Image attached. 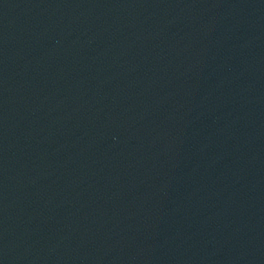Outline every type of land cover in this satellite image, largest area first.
<instances>
[{
	"label": "water",
	"instance_id": "1",
	"mask_svg": "<svg viewBox=\"0 0 264 264\" xmlns=\"http://www.w3.org/2000/svg\"><path fill=\"white\" fill-rule=\"evenodd\" d=\"M0 264H264V0H0Z\"/></svg>",
	"mask_w": 264,
	"mask_h": 264
}]
</instances>
